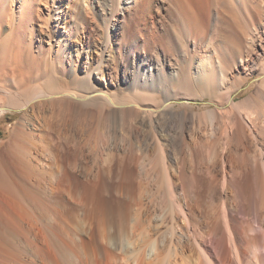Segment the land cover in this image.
<instances>
[{
  "label": "bare ground",
  "instance_id": "obj_1",
  "mask_svg": "<svg viewBox=\"0 0 264 264\" xmlns=\"http://www.w3.org/2000/svg\"><path fill=\"white\" fill-rule=\"evenodd\" d=\"M73 1L0 0V80L10 85L0 84L8 102L0 114L21 112L0 143L1 263L264 264V153L249 146L259 145L264 107L236 101L229 76L249 68L257 22L264 31V0H162L160 17L131 18L133 26L142 19L132 33L123 16L145 0H109L100 45L87 30L73 43L80 30ZM120 34L145 39L140 54L135 47L123 58L127 96L113 91L119 79L108 63L123 55ZM158 49L177 67L169 58L156 63ZM258 50L263 63L264 45ZM67 73L71 87L56 91L55 76ZM25 80L49 91L28 95ZM198 85L202 98L220 91V117L211 109L197 121L192 106L173 102L174 92L196 97ZM221 127L233 147L218 151L213 139ZM47 197L66 199L76 211L65 215L68 226L78 219L81 230L86 218L89 240L79 244L43 223ZM252 204L254 218L245 212Z\"/></svg>",
  "mask_w": 264,
  "mask_h": 264
},
{
  "label": "rangeland",
  "instance_id": "obj_2",
  "mask_svg": "<svg viewBox=\"0 0 264 264\" xmlns=\"http://www.w3.org/2000/svg\"><path fill=\"white\" fill-rule=\"evenodd\" d=\"M73 5L75 8H77L79 10L78 12L80 13L76 17V19H74V17H73V21L74 20L77 21L79 24V27H80L79 33L76 35V37H74L73 43L75 42L76 44H78L81 35L83 34V32H86V30H87V31H90L93 35V43H94L93 45H100L102 40L104 39L103 33H104L105 29L103 30V28L105 27L106 23L111 20L110 19V12H109L110 11L109 0H82V2H81V0H74ZM138 10H140V11H138ZM47 11H48V8L40 11L41 15H40V19L38 20V23H40V21H41V23H44V21L47 18V16H46ZM151 14H155V16H157V17H160L161 14H163V2H162V0H145L143 3L139 2V4H138V2H135L134 6L125 12V16H123L122 23L126 26V24L129 21V24L127 25L128 26L127 31L129 30L128 32L132 33L133 29L141 28L142 27V19L149 17V15H151ZM70 15L71 16H69V17L72 18V15H75V14L72 13ZM136 15H138L140 18H142V19H140L141 23L139 22L133 26V25H131L130 20L133 16H136ZM41 17L44 19H42ZM130 26H132V27H130ZM256 26L259 27V31L261 32L260 33L261 37L264 38V33H263L264 31H263V28L260 27V22L259 23L257 22ZM260 35H258L259 38H260ZM119 37L121 38V43H120L121 44V53H123V55H121V57L119 59H116V60H114L112 58L111 61H110L109 55H107V56L109 58L108 63H109V69H110L111 76L114 77V79H116V80L119 79V84L116 88H113V91L118 92L122 96H127L128 95L127 83L124 80H122L123 58L126 59L128 57L129 54H128L127 50L135 49V47H137V49H138V51H136V52L140 54V50L141 51L143 50L142 43L144 42L145 39L139 35V36H137L139 43H135V40L131 35L123 36L122 34H120ZM34 38H35V41H34ZM259 38L255 41V45H254L255 49L253 51L254 53H251L252 57H251V61L249 62V68L246 69L245 71L243 70V68H238V67L237 68L235 67V68L229 70V76H230L232 82H234L231 85H232L233 90H234L235 100L236 101H242V100L249 98L250 99L249 103L254 108H255V106H256V108L260 107L259 105H261V104H262V108L264 107L263 106L264 105V93H262V89H264V85H263L264 84V76L260 73L261 72L260 66H261L263 57H262L260 50H258V48L260 49L261 46L264 45V39H262V38L259 39ZM32 41H34L32 43V49L34 51V54H37V52H39V47H38L39 39H37V37L34 36ZM118 41H119V39H117V42ZM246 42L247 41H245V43ZM116 45H118V44H116ZM136 45H138V46H136ZM140 45H141V48H140ZM47 47H49V46H47ZM19 49H20V45H17L15 47V53H17V51ZM110 52L112 53V51H110ZM49 53H50V51L47 50V55ZM111 55H113V54H111ZM152 57L155 60V62L158 63L159 65L160 64L162 65L164 63V58L165 59L169 58L168 61H171L172 65L175 66L174 68L177 67L176 66L177 65L176 64L177 59H175V57H173V56H169V55L166 56L161 49H158L156 52H154L152 54ZM32 63H33V59H31V64ZM263 63H264V61H263ZM165 69H167V67ZM56 76H55L56 79L54 82V84H55L54 87H55L56 91L71 87L72 76L69 73L64 74L62 76V79H59ZM236 83L238 84V86ZM239 83H241V84H239ZM0 84L4 85V79L0 80ZM39 84L40 83H35V84L30 85L28 83V81L25 80L24 83L22 84L21 89L23 91H25V93L28 92V95H31L36 90L49 91V89H48L49 87L46 86L47 84H42V83H41V85H39ZM235 84H236V86H235ZM5 85H4L5 87L10 88L9 84H5ZM35 85H37V86H35ZM239 85H242V86L239 87ZM33 86H35V87H33ZM24 89H26V90H24ZM217 90L218 89H214V90L206 92V94L202 98V96H200L201 95V87L198 85V86H195V90H194L196 93V97H191V99H189L190 101H188L186 99V97H187L186 95H184L185 96V98H184L183 95H179V94L177 95V93L174 92L175 97H173L174 98L173 102L182 110L186 109L184 106V103L188 106L189 105L192 106L191 108L194 110H192L190 108V111L194 112L198 115L197 121H200L198 119H200L199 116L201 114L204 116L205 113L211 109H213L215 112L217 111V113H215V114H217V116L220 117V113L218 110H221V107H222L221 104H223L225 101L223 100V98H222L223 96L220 93V91L217 92ZM163 92H161V91L159 92L160 97L163 96ZM251 101H252V103H255V105L252 104ZM7 103L8 102L6 101V99L0 98V106H7L8 105ZM20 115H21V112H17V111L12 110V109L5 110V112L3 111L0 114V143L7 141V139L10 137L11 130L13 128L12 126H15V124H17L18 119L20 118ZM202 121L204 122V120H202ZM203 122H201V124H203V126H204L205 122L204 123ZM217 122H218L217 124H219V123L221 124L220 120H217ZM261 129H259V131L257 133L259 136V142H258L259 145L257 147H255V145H253V144L250 145V143H249V146L251 147L252 152H256L258 150L256 152L257 154H259L258 156H260L262 153H264V133H263L264 129L263 130H261ZM215 135L216 136L214 137L213 140H214V144L217 145V146L215 145V148L218 151H222L224 147H226V149L233 147V142H231V137L229 136L228 132L225 131V129L223 127L216 129ZM230 144H231V146H230ZM223 145H225V146L223 147ZM47 198H48L47 201L49 200L48 203H46L45 205H42V206L47 207V209H46V211H45V209H44V211L41 210L42 212H44L42 214H45V217L43 219V223L47 224L48 226L51 225L54 228V231L59 235H61L62 231H64V233H63L64 237H68V235H69L68 238L72 237L75 239V241L79 238V240L76 241L77 243L83 242L84 240H82V239H86V241H87V239L89 240L88 236H91V234H88L90 232H88L89 229H87L89 224L86 223V218L84 219L83 215L79 216V217H81V219L83 218V221H81V222L84 223V221H85V223L88 225V226L86 224L83 225V223H82L81 225H82L83 229H81V230L79 229L78 226H76L78 219H74L75 222L73 221V225L68 226V223L66 222L65 215H68V214L72 215L73 213L75 214L76 211H74L73 208L67 204L66 199H63L62 201L61 200L60 201H52L49 197H47ZM50 200L52 203L50 202ZM220 202L221 201L218 198H216L213 203L210 202L211 203L210 205H212V206L207 204V206H210V208H208V209H210V212H212V213L217 212L219 207H220V205H219ZM70 203L72 204L73 202L70 201ZM255 210H258V208L256 209L255 206L252 204L251 206H249V208L246 209L245 212L249 213L250 216L254 218L255 213L257 212ZM41 211H40V213H41ZM77 215H80V211L77 212ZM44 220H46V221H44ZM19 224H22V222ZM246 226L248 228H250L249 223H246ZM70 227H71V230H69ZM16 228H19V226H16ZM68 230H69V232H68ZM84 230H87V233H85L86 231H84ZM75 231H77V232H75ZM82 231H84V232H82ZM16 232H17V230H15V233ZM71 232H73V233H71ZM74 233H75V237L73 236ZM76 233H78V234H76ZM248 233L252 234L251 231H248ZM18 235L19 234L16 233L14 236L15 240H17V241L14 240L15 241L14 243H16V244L19 241ZM80 237H83V238L80 239ZM80 240H82V241H80ZM79 244H81V243H79ZM0 252H1V249H0ZM3 256H4V253L1 252L0 253V257H1L0 258V264H3V263H1L2 262L1 260L4 261V258H5V256L4 257Z\"/></svg>",
  "mask_w": 264,
  "mask_h": 264
}]
</instances>
